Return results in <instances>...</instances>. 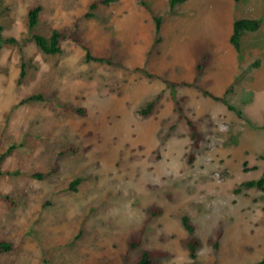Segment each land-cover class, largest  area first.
<instances>
[{
	"label": "rangeland",
	"instance_id": "1",
	"mask_svg": "<svg viewBox=\"0 0 264 264\" xmlns=\"http://www.w3.org/2000/svg\"><path fill=\"white\" fill-rule=\"evenodd\" d=\"M95 1L0 0V156L16 146L0 176V239L15 248L0 264H136L145 250L168 253L164 264L263 261L264 192L236 190L264 173V0L91 11ZM241 19L261 28L238 51ZM54 30L63 52L45 56L32 37ZM87 49L109 62H87ZM32 95L44 100L24 103ZM179 106L203 135L196 150ZM184 215L201 242L195 260Z\"/></svg>",
	"mask_w": 264,
	"mask_h": 264
},
{
	"label": "trees",
	"instance_id": "2",
	"mask_svg": "<svg viewBox=\"0 0 264 264\" xmlns=\"http://www.w3.org/2000/svg\"><path fill=\"white\" fill-rule=\"evenodd\" d=\"M234 1L236 3H238L241 0H234ZM116 2H118V0H98V1H95L94 3L91 4L90 10L94 11L100 5L110 6L111 4L116 3ZM184 2H186V0H169V5H170L171 9H174L177 5L183 4ZM42 10L43 9L41 6H34L29 10V12H28V28L30 31L35 29L36 26L38 25L39 16H40ZM91 15L92 14L88 13L87 17H91ZM155 22H156V31H157V33H159L161 30V26H162V18L156 16ZM260 28H261V21L258 19L237 20L234 22L233 33L230 37V43L232 44V46L236 50L239 51L240 47H241L240 40H241L242 35L245 32H257ZM62 38H63V35L57 30H54L49 36L34 34L32 37V39L35 42L38 49L45 56H56V55H60L63 52L62 48H61ZM0 40L2 41L1 34H0ZM5 42L10 44V43H15L16 41H15V39L10 38V39L5 40ZM86 61L87 62L96 61L99 63L109 62L105 58L93 57L91 52L89 51V49H87ZM258 64H259V62L255 63L254 66L258 67ZM202 69H203V67L199 66V70L202 71ZM22 76H24V72L22 73ZM203 93L205 96H208L214 100L226 102L225 99H222L221 97H218L209 91H204ZM43 100H44V98L42 95H32V96L26 98L24 100V103L41 102ZM153 108H154V103H150L147 106V109L141 111V114L143 116H148L152 112ZM230 108H232V107H230ZM78 112L81 115H85V113H86V111L84 109H80ZM178 112L180 113L182 118L185 119L187 126L189 128V131L191 134V140H192V149L193 150L198 149L200 147L202 140H203L202 133L199 131L196 123L190 117L185 116L184 109L181 106L178 107ZM15 148H16V146H11L5 153H3L0 156V176L2 175V169L1 168H2L3 162L5 161L7 156L14 151ZM194 160H195V155H194V153H191L190 154V163H192ZM33 177L37 180H43L46 177V175L45 174H37V175H34ZM79 182H80V179L75 180L71 184V189L75 190V186ZM243 188H245V189H258V190H261L264 192V173H263V176L259 180H252V181L244 182L240 186V188L238 190H236V192L240 193ZM0 197H2V195H0ZM3 198H5V197H3ZM5 200L9 201L8 198H5ZM181 221H182L183 227L185 228V230L188 232V234L190 236L187 240V245H186L188 248V251H189V256L192 260H195L197 258V251L201 245V242L195 236L196 229H195V226L193 225V223L191 222V219L189 218V216L184 215L182 217ZM222 236H223V232L222 231L218 232L216 239L214 241V249L216 252H218L220 250V240H221ZM138 246H139V243H132L130 245V248H136ZM14 248H15L14 243L0 239V254L10 253L14 250ZM167 256H168V253L164 252L163 250H155V251L145 250L143 252L142 256L140 257V259L136 262V264H164L162 262V259L166 258ZM257 264H264V260L257 263Z\"/></svg>",
	"mask_w": 264,
	"mask_h": 264
}]
</instances>
